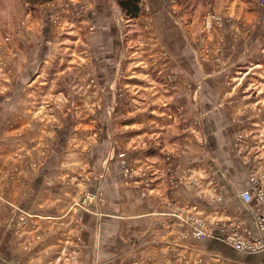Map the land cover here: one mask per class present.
Instances as JSON below:
<instances>
[{"label":"rangeland","instance_id":"1","mask_svg":"<svg viewBox=\"0 0 264 264\" xmlns=\"http://www.w3.org/2000/svg\"><path fill=\"white\" fill-rule=\"evenodd\" d=\"M261 1L141 0L139 16L127 18L116 0H0V264H20L46 235L36 199L26 209L20 196L41 176L72 189L68 224L103 213L109 175L130 187L140 163L147 176L154 150L187 156L205 192L234 193L222 173L264 167ZM218 160L220 185L211 181ZM203 220L210 229L231 219ZM255 259L246 264H264V251Z\"/></svg>","mask_w":264,"mask_h":264},{"label":"crops","instance_id":"2","mask_svg":"<svg viewBox=\"0 0 264 264\" xmlns=\"http://www.w3.org/2000/svg\"><path fill=\"white\" fill-rule=\"evenodd\" d=\"M175 138L169 141L173 143ZM149 156V159L144 161L148 175L140 178L141 167L138 163L139 176L135 178L137 181L133 180L135 183L130 187L119 181L120 176L109 175L108 184L105 186L108 200L102 209L103 213L98 215L85 212L78 222L66 224L69 218L71 221L73 208L70 209V204L75 199L69 186L45 185V177L41 176L35 191L28 194L27 188L21 190V198L27 199L26 209L33 204L28 199H36V214L40 217L37 222L38 231H43L42 234L46 235L36 242L35 246L31 244L32 246L20 252V264L255 262V255L259 253L241 252L245 255L238 256L235 248L221 240L212 237L203 240L189 237V225L185 222L187 215L191 213L202 219L212 217L215 220L223 219L220 221L224 222L235 218L258 234L252 211L255 203L247 206L239 197V191L248 186L247 174L243 173L242 168L240 167L242 175L236 167L234 174L228 170L225 174L222 173L225 180H221V164L218 160L215 168L212 165L211 170L215 175L211 177V181L217 182L218 185L220 180L224 185L228 182L234 193L221 191L219 187L217 192H213V188L205 192L208 188L207 179L201 174L188 175L187 156L180 155L179 160L176 156L174 160H165L156 150ZM10 179H4V188L5 194L12 197ZM142 188L146 189V192L143 193ZM151 190L153 192H150ZM236 196L242 209L232 205H235ZM6 213L5 209L4 214ZM216 221L207 223L214 232L221 228V222ZM11 235L7 232L9 241ZM7 239L5 238L4 247H8ZM25 239L27 241V236ZM27 243L29 244L28 241Z\"/></svg>","mask_w":264,"mask_h":264},{"label":"built area","instance_id":"3","mask_svg":"<svg viewBox=\"0 0 264 264\" xmlns=\"http://www.w3.org/2000/svg\"><path fill=\"white\" fill-rule=\"evenodd\" d=\"M261 2L264 5V0ZM247 180L248 186L239 191V197L247 206L255 203V206L251 208L258 234L236 219H231L229 226L214 232L208 229L203 219L193 216L192 222H185L190 225L195 237L203 239L210 236L247 254L264 251V167L250 162Z\"/></svg>","mask_w":264,"mask_h":264},{"label":"trees","instance_id":"4","mask_svg":"<svg viewBox=\"0 0 264 264\" xmlns=\"http://www.w3.org/2000/svg\"><path fill=\"white\" fill-rule=\"evenodd\" d=\"M30 3H45L52 0H27ZM122 13L127 18H135L138 17L141 12V0H116Z\"/></svg>","mask_w":264,"mask_h":264},{"label":"bare ground","instance_id":"5","mask_svg":"<svg viewBox=\"0 0 264 264\" xmlns=\"http://www.w3.org/2000/svg\"><path fill=\"white\" fill-rule=\"evenodd\" d=\"M116 66V65H115ZM141 71V70H140ZM106 116V115H105ZM189 120V119H188ZM148 158V157H147Z\"/></svg>","mask_w":264,"mask_h":264}]
</instances>
